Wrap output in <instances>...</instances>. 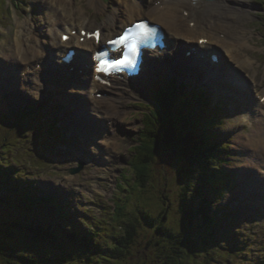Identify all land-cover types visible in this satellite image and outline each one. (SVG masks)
I'll return each mask as SVG.
<instances>
[{"label":"rangeland","instance_id":"374dc122","mask_svg":"<svg viewBox=\"0 0 264 264\" xmlns=\"http://www.w3.org/2000/svg\"><path fill=\"white\" fill-rule=\"evenodd\" d=\"M108 5L107 11H100L96 8L90 6V0H75V9L84 10L91 19L96 22H102L103 19L108 18V13L112 14L116 7H121L123 0H102ZM109 1V2H107ZM1 5L3 0H0ZM252 3V13L249 17V22L245 21L246 27H248L253 33L254 37L250 40L249 45L241 49L245 54L251 55L254 65L259 69L257 75L254 74L250 66H240L243 70L242 73L246 77H250L251 81L257 85V88L261 89L264 86V3L262 4L260 0H251ZM0 5V66L3 63L5 52L14 47V35L18 30V19L21 22L28 21L29 25L26 24L25 27L28 29L27 37L33 41L32 50H37L40 48V43L38 37L34 32H48L53 34L52 26L48 23V15H52L50 11V6L54 5L53 0H8L3 9ZM74 6V5H73ZM244 9L246 8L243 5ZM142 18V17H137ZM115 27V26H114ZM121 29V28H120ZM33 31L32 33H30ZM33 36L37 38H33ZM253 46L257 47L253 48ZM175 53V51H173ZM256 59V60H255ZM237 64V63H236ZM189 68H193L188 66ZM249 75V76H248ZM167 80L168 78H163ZM195 86V83H193ZM206 89L210 90L212 97L215 102H223L225 105L226 100L234 103L232 100L227 99L226 94L217 86L214 87L213 84L207 83ZM28 97L23 99L15 108L16 114L21 112L20 119L15 118L12 122L6 119L5 116L0 115V145H6L9 147V154L19 153V158L22 155L25 156L23 164H19L18 161L15 164L16 170H19L22 166L32 169L29 175H34L32 177L22 175L25 181L30 183H41L40 193L47 190L51 193L56 192V196L59 195L64 197V201L69 202L72 206H76V202L83 208V211L76 209L72 210L70 220L75 225L81 228L82 232L88 233L89 223L94 225L102 215H105V211H110V221L115 210V201L119 198L122 200L129 199V188L132 183L136 182V175L129 171V162L135 155L134 146L140 137V133L143 127V118L148 108H151L152 102L150 101L151 94L145 90L138 96L139 99L146 100L142 102L138 99H134L127 104L129 108V116L126 117L124 126L122 127V134L120 133V142L118 144H113L108 151L112 152L115 156L114 159L108 156L107 159H102L100 151L94 149V153H91L90 148L83 151V143L85 142L82 136V130L73 128V131L79 135V138L72 130L65 129L64 126L67 124L63 123V117L48 118L45 120L40 112L36 114H31L32 118H29V123H24L27 120L30 109H25L26 106L31 108V111L38 110V108L45 109L48 113V117L51 114L58 113V110H51L47 105L38 106V101H43L41 94H37L35 90L28 89ZM225 92V91H224ZM146 95V96H145ZM259 99V91L254 93V96ZM221 97L220 99L218 98ZM255 96V97H256ZM30 97V98H29ZM153 98V96H152ZM49 102V101H48ZM249 107L244 108L242 104H235V109L230 113H225L227 119L224 124L219 127V131L216 133L217 137L221 140L224 138V142L229 145V150L224 152V155H234L232 158V165L230 166L232 170V175L236 178V185L234 188L229 189L230 193L225 197V200L234 197V199L240 197L241 203L238 208L239 212L231 220V225L226 224L231 230L239 233L240 230L242 234L240 235L243 241L247 243H256L259 248H264V182H259L256 179L246 180L243 177V173L246 172L247 166L250 163L249 154L244 151V147L240 146L242 143L251 144L252 138V126L255 124L254 115L249 116L250 119H244V115L252 110L257 112V106L254 103V98H248ZM63 105H65L63 103ZM152 118V117H151ZM240 118V119H238ZM58 123V124H57ZM49 127L50 131L55 128H64L69 134V143L64 148L65 153L59 152L55 154L52 158L46 157V154L42 153V147L47 146V134H44L42 129ZM78 127V126H77ZM81 127V126H80ZM211 127L207 128V133H209ZM216 131V129H214ZM45 131H47L45 129ZM261 132V129L259 128ZM56 136L59 135L58 132L52 131ZM74 138H70V137ZM100 142V139L98 140ZM86 144V143H85ZM106 145V144H104ZM92 147L94 145L92 144ZM55 149V145H53ZM67 148V149H66ZM14 156V155H13ZM15 158V156H14ZM85 161V169L76 175L69 173L70 168L76 166L79 161ZM11 162L10 159L6 157L0 158V163L7 165ZM195 169L193 166H185L179 163L177 157L174 154H162L157 157V162L154 164L153 179L150 183V193L145 197H134L129 199L127 202L128 209L131 210L128 214V218L135 219L136 215H139L141 210L150 213L152 217H159V214L163 212L166 205L170 204L169 214L167 223L175 231H181L183 229V221L185 220L184 213L180 210L179 201L192 202L190 199V192H182L184 183L187 188H192L193 185L197 184L194 176H192ZM234 173V174H233ZM18 174V173H17ZM258 174V172H257ZM126 176L127 178H124ZM29 178V179H27ZM167 181L168 187L165 188L164 184ZM2 183L6 182V179L0 178ZM5 185V184H4ZM17 191L16 195L11 197L6 207L0 204V228H3L8 211H11V205L17 203V210L13 211L14 216L17 217L22 211H27L24 204L27 192L24 191L23 187L20 186L19 180L17 181ZM250 191L251 193H249ZM21 192V196L19 193ZM182 193V194H181ZM255 194V203L258 204V215L260 217L254 218L256 211L249 199L252 197L251 194ZM12 196V193H10ZM69 194L72 197H68ZM141 194V192H140ZM181 194V196H179ZM23 196V199L20 198ZM29 196V194H28ZM66 196V197H65ZM0 197L7 198L6 195L0 194ZM10 196H8L9 198ZM132 197V196H131ZM18 200V202H17ZM73 202H70V201ZM61 203V202H59ZM10 204V205H9ZM64 204V202H63ZM221 204V203H220ZM65 205V204H64ZM67 206V205H65ZM87 208H94L88 214L85 215ZM136 209V210H135ZM140 209V210H139ZM52 208H47V212L51 213ZM132 212L135 216H132ZM261 214V215H260ZM84 215V217H83ZM251 215L250 221H246V218ZM63 219L62 221H64ZM145 221L144 219H142ZM146 222V221H145ZM27 224V223H26ZM70 224V223H68ZM250 228V229H248ZM248 229V230H247ZM29 232V231H27ZM23 229L20 232L12 233L10 231L0 232V264H43L45 261L52 263L45 264H57L58 251L47 245V238L39 235H29ZM30 233V232H29ZM155 231L152 230L146 223H143V228H140V237L135 247V251L140 250V255L142 258L146 253H150L147 249L149 245V239H152ZM247 238V241H246ZM3 239V240H1ZM252 240V241H251ZM249 241V242H248ZM44 243V254L37 255L32 251H28L30 255L35 256L37 260L35 261H24L20 259V256L25 254L27 251L23 249L27 248V245H41ZM226 245H231L230 243H225ZM40 249V248H39ZM231 253L234 257V262L238 264H243L240 258L245 256L235 257V252ZM54 256L49 259L50 255ZM264 252V250H263ZM254 251L250 253V256L254 255ZM260 256L259 258H261ZM43 260V261H42ZM7 261H10L8 263ZM20 261V262H19ZM70 262H74V258H69ZM136 258L130 259L127 264H134ZM42 262V263H40ZM234 263V264H235ZM264 264V260L260 261ZM110 264H120V262H111ZM152 264V263H151Z\"/></svg>","mask_w":264,"mask_h":264},{"label":"bare ground","instance_id":"6f19581e","mask_svg":"<svg viewBox=\"0 0 264 264\" xmlns=\"http://www.w3.org/2000/svg\"><path fill=\"white\" fill-rule=\"evenodd\" d=\"M53 1L55 4L49 8L52 15H48L47 18L48 23L52 26L53 34L39 31L38 41L41 45L39 49L35 51L31 49L33 41L30 40V37H27L28 29L25 27L26 24L29 25V22L18 20V30L14 36V47L5 52L4 61L0 67V74H3L1 80L8 84L6 92L10 96L4 99L0 97V110H9L11 106L14 105L16 107L20 102H23V96L28 97L29 95V92H26L28 89L35 90L39 95L41 94L43 100L46 99L45 96L50 97L53 94L57 96L54 101L63 102L65 105L60 107L58 113L51 114L50 117H48L45 109L38 108L41 116L45 120L56 118L58 115L63 117V123L67 124L64 126L65 129L71 128L74 120L84 121V125L87 123V127L85 128L87 133L85 135L86 148H90L92 154L94 153V149L104 152L107 144L119 143L120 133H123L122 127L124 126L126 117L130 113L127 104L134 97L138 96L141 88L147 86L145 78H143L139 85L135 84L131 87L127 86L130 81L125 79L120 82V88L115 91L117 103L113 102L111 105L107 100L95 98L93 89L98 81L95 79L94 84H92L93 75L96 74L94 68H92V65L95 66L93 64V54L97 49L106 47L107 42L117 35L115 34L116 31L111 33V31H107V28H111V26L117 23L118 28H125L134 21H137V16L147 14L151 20L163 25L167 29L169 41L176 44L179 42V38L184 36L186 38L194 37L211 40V33L205 29H213L212 27H214V30L222 31V35L217 42L212 41L210 45H199L198 52L192 59L185 58L184 53L181 54L178 59L173 61L171 72H174V67L184 62L191 65L193 62V65L198 68L199 64H202L203 68L201 71L204 72V79L208 83L213 84L215 88L218 86L226 96H229L231 91L239 93L244 98L243 104H245V108L248 106L247 95L254 98V103L260 110L254 120L252 143L240 144V146L244 147V151L249 154L250 161L246 172L243 173V177L246 180L256 179L264 182V105L254 96V83L252 86L250 80L243 78L241 70L235 68V63H239V66L242 67L245 64H241L230 55L231 51L236 53L241 51L242 48L249 45L250 40L254 37V33L245 25V21L249 22V17L251 16V0H205L199 7L200 13L194 6L186 3L185 0H171L170 2L166 0H123L121 7H116L112 14L108 13V18L102 23L91 19V16L84 10H80V8L76 10L75 0ZM89 4L100 11L106 12L108 9V5L104 4L101 0H90ZM243 5L246 7L245 9ZM182 8L188 10L193 15V21L199 22L203 20L208 24V27L195 25L194 27H189L186 21L180 17ZM97 25L103 31L100 43L96 42V38L83 34V30L93 32V27ZM65 30L71 31L72 35L71 39L67 42L60 39L64 34L62 31ZM180 30H187V33H182ZM112 34L114 35L113 37H111ZM83 36L86 37L85 41L81 40ZM33 38L37 37L33 36ZM232 39H238L236 45H233ZM75 46L81 51L80 55L76 56L71 64L63 60L59 62L61 55L63 54L62 57L65 56L69 49ZM219 48L222 50L223 58L220 65L215 66L206 55H208L209 50ZM253 48L257 49L255 46ZM49 55H52L51 60L46 59ZM182 56H184V59ZM249 56L251 57V55ZM251 58L249 61L246 60V63H248L254 74L257 75L259 69L254 65ZM34 60L36 61L35 64L31 63ZM41 62L44 63L43 66L36 69V66ZM27 64L29 68L34 69V74L44 81V87L31 80L28 83L25 82L24 74L27 71H25ZM88 67H91L89 70L92 76L87 73V75L91 76L90 79L87 76H78L76 81L72 80L71 77L75 74L76 70L84 69L83 71H89ZM49 70L52 71L49 72ZM107 90L109 91L110 88H107ZM43 105H47L51 110H55L53 102L39 100L38 106ZM251 114L254 115L253 111H251ZM68 119L70 120L68 121ZM190 126L201 128L200 125L196 124H191ZM64 128H58L59 135L56 137L59 146L63 148L66 146L64 141L69 135ZM98 136L101 138L100 142L98 141ZM92 144L94 147H92ZM105 154L110 155L113 153L105 151ZM132 159L129 162V171H132ZM222 170L226 178L235 179L230 166L222 165ZM223 183H225L224 180ZM1 186L5 185L0 181ZM224 186L225 184L221 185L219 181H216L210 190L211 197H216ZM10 193L11 189L7 187V194L4 192L3 195H6L8 198ZM56 194V192H53L54 198H58ZM11 197L13 195L8 199L12 200ZM12 207H10L11 212L14 214Z\"/></svg>","mask_w":264,"mask_h":264},{"label":"trees","instance_id":"16d2710c","mask_svg":"<svg viewBox=\"0 0 264 264\" xmlns=\"http://www.w3.org/2000/svg\"><path fill=\"white\" fill-rule=\"evenodd\" d=\"M180 101L181 98L174 94L172 99L163 96L158 97L157 105H153L151 111L155 118L146 115L142 142L140 146L135 148V155L131 162L132 171L137 178L136 182L130 185L129 199L139 196L145 197L151 192L150 183L153 179L154 164L157 162V157L170 153L176 155L179 163H183L185 166H193L195 170L192 176L197 181V184L193 185L192 188H187L185 183L182 188V192L184 190L186 192V189L187 192H190L192 202L187 204L185 201H179L180 210L184 213L185 219L181 231H175L176 229L174 230L167 223L170 204L166 205L159 217H152L150 213L141 210L135 219H131L128 218L131 211L127 206L128 199L126 202L125 200L118 201L117 212L112 217L115 224L107 222V219H100L97 224L103 226L101 230L82 232L78 226L70 227V224L68 226L61 223L59 213H63L69 219L68 212L63 206H59V213L55 207L57 209L55 220H48L47 215L44 216V214L37 215L34 208L42 212L45 211V208L37 202H53L55 206H58V200L51 194H40L38 188L31 185L29 192L31 198L25 201L30 213L22 211L16 217L11 211H8L6 219L3 221L5 225L0 228V232L15 233L23 229L25 232L29 231L30 233L27 232L29 235L44 236L47 238V245L58 251L57 264H110L111 262L127 264L133 257L136 258L134 264H222V258L223 263H225L226 255L221 254L220 251L224 250L228 253L234 249L233 246L229 248L225 244H234L231 242L233 232L226 233L224 232L226 229H222L221 218L214 214L218 195L212 201L208 192L216 181H219L221 185L224 184L219 154V150L223 147L217 143L218 140L215 136L210 132L207 133L205 127L203 131H200L201 128L190 126L196 124L202 127L203 123L214 124L217 119L216 114L220 115L221 110L217 109L216 114L205 119L197 116L200 109L195 105L198 102L195 97L188 99L185 106L183 102L180 104ZM205 104L211 106V101H205ZM180 105L182 115L177 121L173 118L172 112H180ZM15 158L22 159L19 156H15ZM8 165L10 166L6 180L12 178L10 168L14 167L12 162L7 163L6 166ZM2 168L6 167L2 166ZM16 177L18 178V176ZM14 178L9 181V188L12 187ZM21 179L20 174L19 181ZM5 185L7 186L6 183ZM24 185L25 183L21 181V186ZM164 186L165 188L168 187L167 181ZM2 188L5 192L6 187H0V194L3 195ZM8 202V198L0 197V204L4 207ZM11 207L14 211L17 209V204L13 203ZM132 216H135V213L132 212ZM43 217H45V223L41 221ZM143 223L155 231L154 237L148 241L147 249L150 253L144 255L146 258L141 257L140 250H134L139 241L140 228H143ZM234 237L239 238L236 234ZM239 247L244 248V246L239 245H236L235 248ZM23 250L27 252L20 256L21 260L25 262L35 261L37 260L35 256H27L30 255L28 251L31 253L33 251L34 254L41 256L45 251L44 243L35 246L27 245V248ZM49 255L50 257L47 259L50 260L54 255L50 252ZM69 258H74L75 261L72 263ZM7 262L10 263V261ZM44 262L52 263L45 260Z\"/></svg>","mask_w":264,"mask_h":264},{"label":"snow or ice","instance_id":"6c2138e0","mask_svg":"<svg viewBox=\"0 0 264 264\" xmlns=\"http://www.w3.org/2000/svg\"><path fill=\"white\" fill-rule=\"evenodd\" d=\"M134 27L143 29L145 25L138 23ZM89 35L96 36L99 41V33H90ZM146 34L143 32L133 34L132 29L124 30L122 35H119L116 39L109 40L107 43L113 45L112 51L120 52L119 57H108L107 52L97 51L94 59L98 61L96 65V72H102L105 74H111L114 70H119L124 66L132 63L129 59L128 53L135 51L137 43L144 39ZM67 39V37H64Z\"/></svg>","mask_w":264,"mask_h":264},{"label":"water","instance_id":"95a60500","mask_svg":"<svg viewBox=\"0 0 264 264\" xmlns=\"http://www.w3.org/2000/svg\"><path fill=\"white\" fill-rule=\"evenodd\" d=\"M84 168V164H81L80 167L72 169L73 174L79 173Z\"/></svg>","mask_w":264,"mask_h":264}]
</instances>
